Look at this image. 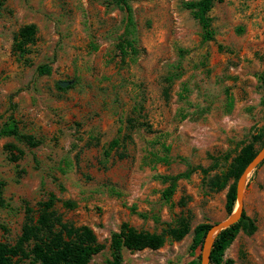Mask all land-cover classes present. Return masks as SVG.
<instances>
[{"label":"rangeland","instance_id":"374dc122","mask_svg":"<svg viewBox=\"0 0 264 264\" xmlns=\"http://www.w3.org/2000/svg\"><path fill=\"white\" fill-rule=\"evenodd\" d=\"M186 1L194 0H130L128 33L124 12L111 0L7 1L0 18V124L12 116L20 133L42 143L30 148L0 137L1 242L13 244L25 206L35 211L52 193L64 221L88 226L105 245L89 264H110L109 239L124 222L165 234L180 221L189 227L182 239L165 236L157 250H123V262L195 263L194 228L228 216L234 180L221 189L214 180L242 147L254 141L258 150L264 142V0L216 4L209 42L182 7ZM28 24L36 40L28 52H14V35ZM123 36L135 40L138 52L126 46L121 59L116 45ZM41 65L50 73L39 74ZM61 82L72 88L58 90ZM126 133L123 148L108 151ZM7 144L22 151L16 162ZM180 174L188 176L164 199L162 177ZM243 213L255 228L239 231L221 264H264V163L248 177Z\"/></svg>","mask_w":264,"mask_h":264},{"label":"trees","instance_id":"16d2710c","mask_svg":"<svg viewBox=\"0 0 264 264\" xmlns=\"http://www.w3.org/2000/svg\"><path fill=\"white\" fill-rule=\"evenodd\" d=\"M8 0H0V18L5 9ZM224 0H194L182 3V7L190 11L192 18L198 23L201 29V37L204 42L214 40V29L209 12L216 4L223 3ZM116 8L124 12L126 20V31L134 28L133 11L130 0H111L110 2ZM130 27V28H129ZM36 27L33 24L24 25L16 32L13 41V51L24 54L28 52L29 45L36 40ZM126 35V33H125ZM135 40H128L125 36L121 37L116 45V51L124 59L130 52H138ZM129 47V52L126 51ZM51 68L48 65H41L37 72L41 75L50 73ZM264 84V77L260 78ZM167 82L168 79H167ZM58 90H67L72 88V84L67 87L56 86ZM133 121H127V128L131 130ZM147 130L150 127L142 123ZM127 130V131H128ZM0 137H13L24 143L30 148H36L42 143V140L33 135L22 134L19 131L18 122L12 116H9L0 124ZM258 137L256 140H260ZM129 140V134H124L121 139H113L107 146L108 151L123 148V143ZM255 140V141H256ZM264 142H261V146ZM5 150L9 154V159L16 162L20 159L22 151L14 144L5 145ZM254 141L242 147L239 153L232 159L227 171L214 180L213 187L221 189L226 186L230 179L234 182L229 186L226 200L225 211L230 215L234 210L236 203V181L247 164L257 153ZM123 157L122 151L118 153ZM264 163V160L256 169ZM188 175L180 174L176 176H163L162 181L168 183L163 190L162 196L169 200L176 188L179 179ZM5 183L0 179V204H3L2 191ZM59 200L52 193L47 198L37 203V209L34 211L28 205L25 206V220L21 228L20 235L13 244L0 241V264H89L91 259L104 250L105 245L100 243L91 228L88 226H75L70 222L64 221L56 212L55 206ZM62 205L66 208H72L71 201H64ZM211 225L200 224L194 228L191 242V252H200L204 237ZM253 222L248 220L242 212L239 221L232 226L222 230L214 240L210 251L209 264H221L222 256L226 248L233 242L240 230H254ZM189 231L188 224L180 221L176 228L169 229L165 234H153L140 231L124 222L120 225L117 232H113L109 239L110 264H124L123 250L130 252L142 251L144 249L157 250L163 246L165 236L172 240L182 239ZM194 264H200V253L195 258ZM225 264H232V261H226Z\"/></svg>","mask_w":264,"mask_h":264},{"label":"water","instance_id":"95a60500","mask_svg":"<svg viewBox=\"0 0 264 264\" xmlns=\"http://www.w3.org/2000/svg\"><path fill=\"white\" fill-rule=\"evenodd\" d=\"M69 83L61 82L60 87H67ZM264 160V144L258 149L254 158L247 164L239 178L236 181V203L234 210L230 215H228L223 220L211 225L207 231L202 248L200 251V264H209V257L212 245L214 243L215 237L224 229L237 223L241 218L244 205V192L247 185L248 177L256 169V167Z\"/></svg>","mask_w":264,"mask_h":264}]
</instances>
